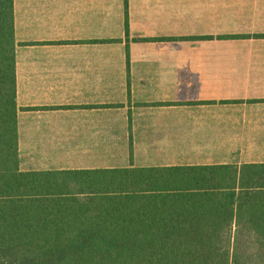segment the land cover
<instances>
[{
  "label": "crops",
  "instance_id": "obj_1",
  "mask_svg": "<svg viewBox=\"0 0 264 264\" xmlns=\"http://www.w3.org/2000/svg\"><path fill=\"white\" fill-rule=\"evenodd\" d=\"M23 171L264 163V0H13Z\"/></svg>",
  "mask_w": 264,
  "mask_h": 264
},
{
  "label": "trees",
  "instance_id": "obj_2",
  "mask_svg": "<svg viewBox=\"0 0 264 264\" xmlns=\"http://www.w3.org/2000/svg\"><path fill=\"white\" fill-rule=\"evenodd\" d=\"M0 264H264V163L21 170L0 0Z\"/></svg>",
  "mask_w": 264,
  "mask_h": 264
}]
</instances>
